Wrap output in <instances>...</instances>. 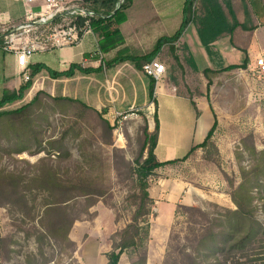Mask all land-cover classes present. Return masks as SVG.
<instances>
[{"label":"trees","instance_id":"1","mask_svg":"<svg viewBox=\"0 0 264 264\" xmlns=\"http://www.w3.org/2000/svg\"><path fill=\"white\" fill-rule=\"evenodd\" d=\"M134 0H82L83 6L92 13L91 27L98 38L101 52L108 53L124 47L125 40L120 31V25L126 21V13L131 8ZM239 0H185L183 6V18L180 27L174 35L162 37L158 40L152 52L143 56L128 54L127 48H122L118 55L105 62L107 67L125 61H132L137 70H142L145 62H151L161 55L166 46L173 59L174 64L167 60L163 62L168 65L171 72V81L177 86V94L186 95L195 110L197 109L195 99L202 98L203 92L192 86V82L184 84L186 93L182 92L180 83H183L185 71L181 58L176 53V44L190 25H194L201 44L206 49L207 55L214 62V67L199 70L193 57L188 62L191 68L190 74L200 76L206 83L207 92L214 81L222 75L234 71L247 69L250 62L249 39L258 29L257 25L249 26L242 21L237 13ZM246 6V0L240 1ZM245 2V3H244ZM251 7L256 15H264V0H251ZM248 34L247 43L238 44L239 34ZM227 38L231 46L242 55L240 63L225 65L223 57L218 54L214 43ZM3 40L0 38V48ZM173 65V66H172ZM175 65V66H174ZM180 67V83L174 68ZM42 71H46L51 78H72L77 72L84 74L92 70L83 69L75 64L66 72H56L44 64H36L31 67L30 81L22 85L18 92L4 90L0 99V163L9 158L14 160L15 155L28 153L36 155L40 152L51 150L60 152L59 158L67 159L70 155L64 142L66 137L73 136L80 139L81 130L92 121L97 128L105 133L107 144H111L113 127L105 120L101 113L89 107L79 99L64 96H51L44 91H37L32 100L14 110H4L7 106L24 99L26 93L31 89L34 78ZM150 78V77H149ZM188 80V79H187ZM156 84L149 79L148 94L150 103L155 106L154 128L149 130L146 121L142 129V144L139 157L133 164H129V174L133 181V188L126 197V202L133 208L130 222L125 228L116 232L112 238L110 252L106 254V264H119L122 255L131 251L136 255V260L131 264H147V252L145 241L148 237V220L152 215L154 199L150 195V178L164 167H173L185 163L195 157L199 151L202 159L209 163L219 164V160L212 157L218 155L213 141L215 131L218 127L214 120L203 142L193 146L182 158L160 162L155 151L160 133V122L158 116V102L156 100ZM205 98L209 101L207 93ZM211 110L212 106L209 104ZM57 114L64 122L62 137L57 141H50L48 149L43 147V140L49 125L50 115ZM80 150L84 149L82 143ZM252 158L249 167L244 166L241 161L244 153ZM87 154L84 151L83 157ZM239 158V180L230 181L229 196L235 209H223L211 204L215 208L214 215L205 213L200 208L183 206L184 211L192 215H199L201 223L192 221L189 234L180 243L175 251L168 253L163 264H264V225L258 217V204L264 206V149L259 151L250 136L242 140V151L237 154ZM34 170L32 175L24 174L22 171H10L0 167V207L10 205L18 210L22 216L28 218L32 225L36 221L33 215L34 206L30 204L28 195L34 191H44L49 195L45 200L41 219L28 232V236H34L40 247L48 241L53 242L60 248V252L66 254L73 260L76 252V244L70 239V232L74 224L81 220L79 215L74 214V208L69 202L77 198L85 199L83 213L89 216V209L104 195L96 188V179L87 180L82 175H66L62 177L50 159H44L38 165H30ZM84 172V171H82ZM82 174V173H81ZM14 241L10 237H0V249L8 257L12 250L9 245ZM42 252V250H40ZM31 261V260H30Z\"/></svg>","mask_w":264,"mask_h":264},{"label":"rangeland","instance_id":"2","mask_svg":"<svg viewBox=\"0 0 264 264\" xmlns=\"http://www.w3.org/2000/svg\"><path fill=\"white\" fill-rule=\"evenodd\" d=\"M240 1L244 0H239L237 4L239 18L249 26H258L251 39L248 40L250 62L247 69L222 75L214 81L207 92L206 83L201 80L200 76L190 74L191 68L188 60L190 57H195L194 60L198 62L196 64L200 71L214 67L215 64L207 55L193 26L185 34L187 42H180L177 48L176 53L181 58L185 71L188 72V75L186 72L183 74L185 77H183V83H180V67H175L173 71L178 75L182 92L186 93L184 88L186 81L192 82L190 84L204 94L202 98H197L195 101L203 110L207 109L212 115V118L203 115L199 123L193 125L191 118L186 116V112L182 109L181 125L185 128L184 133L194 137V143H199L204 140L213 121H217L218 127L213 141L218 155L212 153V157L217 158L219 164L213 161L205 162L199 151L195 157L185 163L164 167L150 178L149 191L154 199V205L152 215L148 220L149 234L145 241L147 264H163L168 253H172L177 246H180V243H184V239L189 234V228L193 225L192 221L202 222L199 215L184 211L182 205L200 208L211 216L216 211L211 204L223 209L234 210L235 206L229 196L230 181L239 180L237 154L242 151V140L251 135L256 148L259 151L264 149V84L259 80L253 65L257 58L264 57V15L262 13L256 15L254 8L250 5L251 0H246V6H243ZM247 37L246 33L239 34L237 43L244 45L248 42ZM223 54L225 65L240 63L242 55L236 49L231 51L230 47H227ZM162 58L170 65L174 64L168 50L162 51L155 60L166 66L165 75L171 77L170 69ZM146 63L148 62L144 64ZM138 74L146 82L147 93L139 95L136 104L118 106V99L109 98L104 104L95 105L92 100L86 102L77 98L101 113L113 127L110 145L106 143L102 129L97 128L96 124L90 121L88 126L85 125L84 130L80 131V139H75L73 136L66 137L64 145L70 153L67 159H60V152L51 150L50 155L45 151L36 155L24 153L15 155L14 160L5 158L0 163V167L10 171L17 170L32 175L34 170L24 162L38 165L44 159H50V163L55 166L62 177L75 174H80L87 180L98 177L96 188L104 193L102 197H95V199L98 198V202L89 209V216L83 213L86 205L84 198L69 202L71 207H75L74 214L82 218L77 221L75 228H72L70 232V235L73 233L74 240L71 237L70 239L76 244L73 260L61 253L60 248L53 242L48 241L40 247L33 235L28 236L33 226L39 227L38 221L42 217L45 200L49 198L47 193L34 191L32 195H28L30 204L34 206L33 215L36 216L34 225L14 207L10 205L0 207V237H10L14 241L8 247L12 250L10 254L8 253V257L4 255V250L0 249V264H103L102 260H105L106 254L111 250L113 236L130 222L133 208L126 202V197L133 188V181L129 174V164H133L140 155L142 129L145 122L147 121L149 125V119H151L154 126L155 106L150 103L148 94L150 78L144 74L143 68L138 70ZM40 82L36 86L38 88L41 84L39 91L51 95L50 88L55 87L56 91L51 96L65 95L62 87L59 88L61 83L55 86L49 80ZM205 93L209 101L205 98ZM29 100L28 98L23 99V101L7 106L4 110L17 109ZM184 104L188 111H191L192 115L197 118L198 109L195 110L192 103ZM209 104L213 110L210 109ZM46 129L43 147L48 149L50 141H57L62 137L64 122L59 115H50ZM190 130L191 133H188ZM80 143L84 145L83 150L79 148ZM186 143H188L187 139ZM191 148L184 147V155ZM84 151L87 154L85 159ZM243 155L244 159L241 163L249 167L252 164V158L246 152ZM184 196L185 199H183ZM257 204L259 206L257 214L264 225V206L262 202H257ZM134 260H136V255L131 251H126L119 264H131Z\"/></svg>","mask_w":264,"mask_h":264},{"label":"crops","instance_id":"3","mask_svg":"<svg viewBox=\"0 0 264 264\" xmlns=\"http://www.w3.org/2000/svg\"><path fill=\"white\" fill-rule=\"evenodd\" d=\"M184 3L185 0H134L131 8L126 13V21L120 25L125 45L111 52H101L99 40L88 36L77 47H65L36 53L29 59V72L31 67L36 64H44L56 72H66L72 65L78 64L83 69H89L92 72L88 74L77 72L72 78L54 79L46 71H42L34 78L35 82L24 99L31 100L36 91L40 90L41 84L36 88L41 83L40 81L49 80L55 86H57V83L63 84L59 86V88L62 87L65 93L63 96L74 99L80 98L86 102L92 100L95 105L104 104L109 98L118 99V106L136 104L139 95L147 93V88L146 82L138 74L134 63L125 61L106 68L105 65L102 66V62L105 64V62L114 59L122 48H127L128 54L133 56H143L151 52L160 38L170 37L178 30L183 18ZM0 7L10 14L12 20L15 22L21 21L25 10L21 1L0 0ZM192 26L194 27V25H190L187 28L176 46H179L180 42H187L185 34ZM188 45L192 51V47L190 44ZM214 47L221 53V56L223 55V59L225 58L223 52L227 50V47L234 51L227 38L215 42ZM97 49L101 52L102 60L89 57ZM164 49L166 50V46ZM192 54L194 55V53ZM196 63L198 64L197 61ZM161 81L157 82L155 91L160 122V133L155 154L160 162H166L185 156L184 147L190 148L203 142L194 143V137L184 133L185 128L181 125L182 118L180 116L182 109L186 112V116L191 118L193 125H197L203 115H208L211 118L212 115L207 109L203 110L195 101L199 113L196 118L184 104L191 103V101L186 95L177 94V86L171 81L170 77L165 75ZM125 84L129 85L126 86ZM22 85H25V83L23 82L21 69L16 66L15 56L4 52L0 48V99L4 90L18 92ZM54 88H50L49 93L51 95L56 91ZM211 127L206 132L205 137ZM153 128V123L149 119V130L152 131ZM191 130L188 133H191ZM186 139L188 143H186ZM185 198L184 196L183 199ZM76 224L77 222L73 228ZM71 235L70 237L73 239V233ZM104 259L102 260L103 264L107 262L106 258Z\"/></svg>","mask_w":264,"mask_h":264},{"label":"built area","instance_id":"4","mask_svg":"<svg viewBox=\"0 0 264 264\" xmlns=\"http://www.w3.org/2000/svg\"><path fill=\"white\" fill-rule=\"evenodd\" d=\"M24 5L20 22L12 20L0 7V38L2 50L16 58L23 82L30 81L29 59L36 53L77 47L83 40L97 36L91 27L93 13L83 6L82 0H17ZM89 57L102 60L99 49ZM102 62V66H104ZM259 80L264 84V57L253 63ZM144 74L156 82L163 79L166 66L158 60L143 65Z\"/></svg>","mask_w":264,"mask_h":264}]
</instances>
